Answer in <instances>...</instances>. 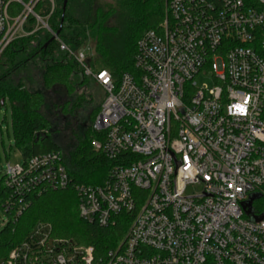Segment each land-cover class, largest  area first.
<instances>
[{
    "label": "built area",
    "instance_id": "2783aa9c",
    "mask_svg": "<svg viewBox=\"0 0 264 264\" xmlns=\"http://www.w3.org/2000/svg\"><path fill=\"white\" fill-rule=\"evenodd\" d=\"M42 1L54 10V0H0V57L40 29L55 35L35 12ZM60 49L105 94L91 146L112 164L107 179L79 184L51 152L8 163L5 185L22 201L71 188L84 222L107 228L124 213L130 225L97 257L38 222L0 264H264V0H168L162 25L137 42L135 74L118 82L89 67V49Z\"/></svg>",
    "mask_w": 264,
    "mask_h": 264
},
{
    "label": "trees",
    "instance_id": "16d2710c",
    "mask_svg": "<svg viewBox=\"0 0 264 264\" xmlns=\"http://www.w3.org/2000/svg\"><path fill=\"white\" fill-rule=\"evenodd\" d=\"M167 2L112 0L109 5H100L97 0H67L66 4L65 0H54L53 11L47 1L37 4L35 12L49 16V27L58 33L57 39L52 40L51 33L40 29L12 42L0 57V106H11L15 146L24 164L34 156L60 152L74 181L87 186L105 183L112 164L91 146L97 138L93 123L101 104L91 107L89 127L78 123L83 105H93L94 101H87L77 92L89 82L98 84L86 79L83 68L61 51L60 43L74 52L89 49V67L93 71L108 70L118 82L125 73L135 74L137 42L147 31L159 29ZM35 27L36 21L31 18L27 30L33 32ZM35 75L41 78V88L33 91L29 85ZM10 198L14 211L26 208L19 216L14 211L5 214L7 223L0 230V261L23 242L38 222L51 223L57 237L93 247L97 257L115 249L130 225V217L124 213L107 228L84 222L78 215V195L71 188L32 192L25 194L22 201L6 187L3 176L2 213Z\"/></svg>",
    "mask_w": 264,
    "mask_h": 264
},
{
    "label": "rangeland",
    "instance_id": "374dc122",
    "mask_svg": "<svg viewBox=\"0 0 264 264\" xmlns=\"http://www.w3.org/2000/svg\"><path fill=\"white\" fill-rule=\"evenodd\" d=\"M98 4L106 5L111 4L112 0H97ZM163 23V22H162ZM160 24V26L162 25ZM92 54V53H91ZM37 73V72H36ZM35 73V74H36ZM79 79L82 80V75H79ZM88 81H91L90 77H86ZM33 83L29 85V88L36 91L41 88V78L39 76H34ZM198 87H203L204 85H212V81L209 77L199 76L196 78ZM58 95L60 93H57ZM78 96H83L87 101L89 99L94 101L93 105L85 103L80 113L79 125L85 128L90 126L89 112L92 106L100 105L105 99V94L98 85L89 82L86 88H82L77 92ZM54 96V95H53ZM60 96V95H59ZM81 97V98H83ZM22 157L15 146L14 133L12 129V109L10 104L6 107L0 106V179L4 176L7 164L22 163ZM191 193V189L188 191ZM6 221L5 215L0 209V230Z\"/></svg>",
    "mask_w": 264,
    "mask_h": 264
},
{
    "label": "water",
    "instance_id": "95a60500",
    "mask_svg": "<svg viewBox=\"0 0 264 264\" xmlns=\"http://www.w3.org/2000/svg\"><path fill=\"white\" fill-rule=\"evenodd\" d=\"M66 1H67V0H65V4H66ZM57 36H58V33H56V34L53 36L52 40H55ZM261 197H262V196L259 195V194L253 196V197L251 198V200L249 201L248 205L251 206V204H252V202H253L254 200L260 199ZM250 208H251V207H250ZM248 213H249V214L252 213L251 209H249ZM262 219H263V217H261V218H255V221H261Z\"/></svg>",
    "mask_w": 264,
    "mask_h": 264
}]
</instances>
